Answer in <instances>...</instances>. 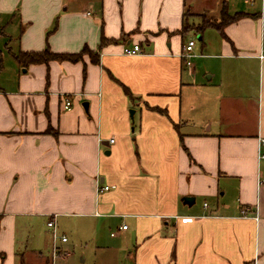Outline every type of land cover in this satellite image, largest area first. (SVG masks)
<instances>
[{"label": "crops", "instance_id": "obj_1", "mask_svg": "<svg viewBox=\"0 0 264 264\" xmlns=\"http://www.w3.org/2000/svg\"><path fill=\"white\" fill-rule=\"evenodd\" d=\"M223 6L248 15L182 31ZM0 38V264L48 260L19 230L64 252L49 219L100 264H264V0H0ZM46 46L98 62L14 57Z\"/></svg>", "mask_w": 264, "mask_h": 264}, {"label": "rangeland", "instance_id": "obj_2", "mask_svg": "<svg viewBox=\"0 0 264 264\" xmlns=\"http://www.w3.org/2000/svg\"><path fill=\"white\" fill-rule=\"evenodd\" d=\"M220 18V15H210V14H205V16L196 19L188 18L189 23L188 27L190 29L194 28L195 24L192 23V21H199L200 22H207L209 19H212L213 21H217V19ZM0 48L3 49V40L0 38ZM60 232L65 233V237L68 239V242L66 244H63L62 250L61 251H56L55 253L52 254V249L51 247L48 246V241H47V234H43L42 238L43 239H33L32 234L25 232L24 230H19L18 231V241L19 245L21 248V242L22 244L27 243L28 248L34 247V246H39V250L43 253V255L47 256L50 264H100L101 259L106 258L107 255L105 254L104 251H100L96 248L98 244L95 245V241L90 238L88 234H84L80 231H76L75 229L72 228V223H64L61 226V229H59L58 235L61 236ZM38 234H42L41 231H38ZM103 240H108L109 235L106 233L102 234ZM59 242V239L57 240L56 243ZM101 244V243H100ZM104 244V243H102ZM24 260L27 261L30 264L35 263L37 260V254L33 255H24ZM17 257V256H16ZM19 257V256H18ZM18 257L16 259L15 264H19Z\"/></svg>", "mask_w": 264, "mask_h": 264}, {"label": "trees", "instance_id": "obj_3", "mask_svg": "<svg viewBox=\"0 0 264 264\" xmlns=\"http://www.w3.org/2000/svg\"><path fill=\"white\" fill-rule=\"evenodd\" d=\"M248 15L247 13L237 12L234 14H229L226 11L225 6L222 7L220 11V21L215 22L212 19H209L207 22H200L199 24L194 26V29L198 32H201L207 26H214L216 29L223 31V27L231 22L238 20L239 18ZM189 15H184L183 24H182V31L189 30L188 27L189 23ZM205 16V14L201 15V17ZM193 29V28H192ZM106 42H115L113 39H106L105 37L101 36L100 45ZM84 54L89 55L92 62H98V53L91 51L87 46H84L80 51L75 53H66V52H53L46 46L41 51H31V52H22L19 51L14 54L17 62L22 66L25 67L29 64H48L49 61L57 60V61H70V62H77L82 59ZM127 92V90L125 89ZM47 132H50L48 129ZM3 257V255H1ZM23 264V263H22ZM45 264H50L49 259L45 262Z\"/></svg>", "mask_w": 264, "mask_h": 264}, {"label": "built area", "instance_id": "obj_4", "mask_svg": "<svg viewBox=\"0 0 264 264\" xmlns=\"http://www.w3.org/2000/svg\"><path fill=\"white\" fill-rule=\"evenodd\" d=\"M193 45H194V40L192 39H189L186 43L183 44L182 46V56L184 58V61H185V64L187 66H191V60L190 58L194 55L192 53V49H193ZM122 53L124 55H138V54H141L142 53V49L140 47V45L138 43H135L133 44L132 46H124L123 49H122ZM62 108L64 110H70L72 108V101L69 97L65 96L62 100ZM110 142H113L114 139L113 138H110L109 140ZM259 145L262 146L264 145V138H260L259 140ZM258 158L259 159H264V153H259L258 155ZM259 183H262L261 181ZM111 188V186L109 185H102L98 182L97 184V187H96V190H97V193H101L103 191H106V190H109ZM205 205V203H204ZM47 226L49 228L52 229V240H53V244H54V250H56V242L57 240L59 239L60 241L62 242H65L67 240V238L64 236V235H61L59 236L58 233H57V228H56V222L54 219H49L47 221ZM127 226L126 225H121L119 226V229H126ZM111 235H114V233H111Z\"/></svg>", "mask_w": 264, "mask_h": 264}, {"label": "water", "instance_id": "obj_5", "mask_svg": "<svg viewBox=\"0 0 264 264\" xmlns=\"http://www.w3.org/2000/svg\"><path fill=\"white\" fill-rule=\"evenodd\" d=\"M197 39H200V36H197ZM193 201H194V199L192 197H183L182 198V202L184 204H187V205H190Z\"/></svg>", "mask_w": 264, "mask_h": 264}]
</instances>
